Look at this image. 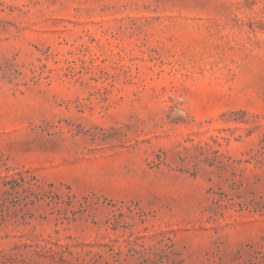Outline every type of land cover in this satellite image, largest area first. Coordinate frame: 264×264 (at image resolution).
I'll use <instances>...</instances> for the list:
<instances>
[{
    "label": "rangeland",
    "instance_id": "374dc122",
    "mask_svg": "<svg viewBox=\"0 0 264 264\" xmlns=\"http://www.w3.org/2000/svg\"><path fill=\"white\" fill-rule=\"evenodd\" d=\"M0 264H264V0H0Z\"/></svg>",
    "mask_w": 264,
    "mask_h": 264
},
{
    "label": "trees",
    "instance_id": "16d2710c",
    "mask_svg": "<svg viewBox=\"0 0 264 264\" xmlns=\"http://www.w3.org/2000/svg\"><path fill=\"white\" fill-rule=\"evenodd\" d=\"M30 187V186H29ZM30 190V189H29ZM36 196V195H35ZM37 198V197H36ZM28 203H32L33 202V200L32 199H30L29 201H27Z\"/></svg>",
    "mask_w": 264,
    "mask_h": 264
}]
</instances>
